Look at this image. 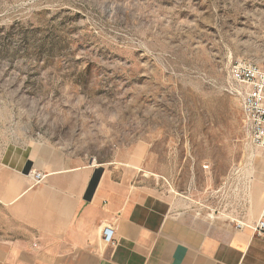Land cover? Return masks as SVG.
<instances>
[{"label":"rangeland","instance_id":"1","mask_svg":"<svg viewBox=\"0 0 264 264\" xmlns=\"http://www.w3.org/2000/svg\"><path fill=\"white\" fill-rule=\"evenodd\" d=\"M238 60L264 67V0H0V160L41 144L48 163L246 208L264 150L248 144Z\"/></svg>","mask_w":264,"mask_h":264},{"label":"crops","instance_id":"2","mask_svg":"<svg viewBox=\"0 0 264 264\" xmlns=\"http://www.w3.org/2000/svg\"><path fill=\"white\" fill-rule=\"evenodd\" d=\"M51 155L36 144L0 160V264H264V233L253 229L264 212L263 152L252 160L251 204L231 213L174 202L118 167L44 161Z\"/></svg>","mask_w":264,"mask_h":264},{"label":"built area","instance_id":"3","mask_svg":"<svg viewBox=\"0 0 264 264\" xmlns=\"http://www.w3.org/2000/svg\"><path fill=\"white\" fill-rule=\"evenodd\" d=\"M230 76L234 84L240 87L236 92L242 97V111L244 123L248 132V143L254 148L264 150V67L246 60H238L230 69ZM46 178L41 172L34 173V181L41 184ZM238 228H242L238 224ZM255 233H264V212L257 225ZM114 229L106 227L103 239L107 244L115 245Z\"/></svg>","mask_w":264,"mask_h":264}]
</instances>
